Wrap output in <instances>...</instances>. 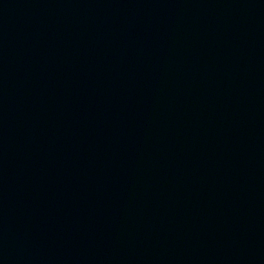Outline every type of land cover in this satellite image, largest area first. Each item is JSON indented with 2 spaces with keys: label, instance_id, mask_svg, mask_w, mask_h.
Returning <instances> with one entry per match:
<instances>
[{
  "label": "water",
  "instance_id": "1",
  "mask_svg": "<svg viewBox=\"0 0 264 264\" xmlns=\"http://www.w3.org/2000/svg\"><path fill=\"white\" fill-rule=\"evenodd\" d=\"M0 264H264V0H0Z\"/></svg>",
  "mask_w": 264,
  "mask_h": 264
}]
</instances>
